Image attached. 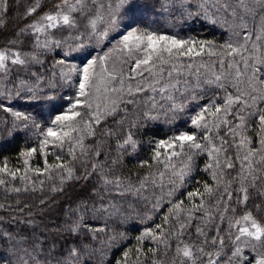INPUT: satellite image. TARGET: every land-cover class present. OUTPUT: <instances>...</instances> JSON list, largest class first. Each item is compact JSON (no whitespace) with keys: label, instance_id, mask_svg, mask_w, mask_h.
Masks as SVG:
<instances>
[{"label":"snow or ice","instance_id":"6c2138e0","mask_svg":"<svg viewBox=\"0 0 264 264\" xmlns=\"http://www.w3.org/2000/svg\"><path fill=\"white\" fill-rule=\"evenodd\" d=\"M158 3V9L153 5V9L158 14L170 16L175 13L185 21L191 18H202L213 24L218 23L209 15L206 0L195 4L197 11L191 10L193 4L189 0H158ZM239 4L245 13L252 15L254 19L257 15L264 13V0H257L258 8L256 9L249 8L245 0H239ZM7 5L8 0H0V8L5 12L8 10ZM222 6L225 9L230 7L227 3ZM137 10L136 0H111L107 7L102 2L98 4L97 0H32L25 11V16L32 18V22L20 28L13 39L0 47V79L6 81L3 90H0V111L12 117L10 125L7 121L3 122L8 127L7 139L11 140L17 135L31 131L34 133L32 138L36 141V145L19 153L23 168H10L7 158L4 159L3 166H0V186L9 182L5 177L11 180L19 179L26 184H34L33 177L38 179L40 176H46L48 179H54L58 176L63 183L65 179L87 180L96 174L101 176L105 189L111 186L117 190L116 195L120 197L126 198L132 195L139 198L140 193L149 183L153 187L162 189L164 177L169 175L168 184L171 190L167 195L170 206L168 215L163 217L164 223L156 224L154 228H145L135 238L139 246L128 248L122 253L120 259L115 261V264H144L147 253H151L153 257L149 264H164V261L157 256L159 245H164L166 256L172 247L169 241L174 237L177 240L175 255L179 258V264H264V252H258V249L264 248V199L249 207V187L244 185L243 180L236 190L234 201L242 206V214L237 216V208L229 207L228 202L233 201V192L225 187L220 197L224 201V207L222 210L218 209V219L221 223L227 222V229L213 225L215 234L209 238L204 228L197 227V236L204 238L199 244L185 243L179 238L190 226L194 214L205 210V197L213 196L218 189L204 183L203 192L199 189L188 192L189 201L200 198V202L191 203L190 208L184 207L183 200L172 202L170 199L180 187L184 186L186 178L191 177L195 171L197 156L207 154L210 162L205 165V171H210L212 179L219 184L224 182V170H230L236 166L233 163V157L227 155L229 147L234 146L237 149L234 159L240 161L238 176L245 172V168L248 169V175H252L251 158L264 152V135H262L264 134V108L257 107L258 101L264 102V87L252 88L253 92L259 94L251 95L238 85H232L235 89L233 94L227 90L228 85L225 83L226 75L232 74L231 70H235V79L239 82L240 77L244 75L241 65L245 69L250 66L249 60L252 57L245 56L244 53L249 51L246 45L253 36L255 41L252 44V50L254 53L260 51L259 42L264 40V15H259L260 24L256 26L258 28L256 32H248L247 24L243 23L244 18L240 17L241 27L245 30L244 43L234 46L231 42H226L225 45L220 46L224 51L216 52L213 51L216 45L210 41L181 39L167 32L140 27L136 24ZM232 15H236L235 9ZM125 18L128 19V23L123 25L124 30L121 31V24ZM134 24H136L135 27ZM61 31L69 32V36L55 39L56 34ZM113 32L119 36L117 44L103 56L93 55L92 51L88 50L93 43L100 44L105 41L111 43L112 39H116V36L110 38V33ZM26 43H30L29 51L24 50L23 46ZM92 50L94 51V48ZM52 52L56 55L49 66L45 58ZM113 52H120L125 61L130 63L127 75L122 70L117 73L114 68L110 71L107 67ZM203 55L227 56L230 59L227 62L223 58L219 59L217 62L219 68L224 71L219 74L213 71L210 78L205 77L201 81L200 69L206 68L207 65L196 66L193 62L184 64L183 58L194 61L196 57ZM236 57L239 59L237 60ZM77 59H80V63L71 62ZM255 63L264 65V54L257 55ZM213 67H216V63ZM33 68L36 70L33 71ZM193 69H195L194 72ZM14 70L17 71L18 83L11 78ZM20 71L29 74L31 83L20 77ZM258 71V68L254 69L253 77L249 80V87L252 86ZM145 73H148V76H145ZM185 75L196 76V82L192 84L188 79L181 81L180 77ZM137 77H139L138 81ZM131 81H137L135 86ZM101 83L104 85L105 95L102 102L104 106L102 108L100 104H96L94 108L93 89L100 92ZM7 84H11L12 88H8ZM114 84H118L119 87L111 86ZM260 84L264 85V80H260ZM205 86H215L224 90L225 95L219 98L222 103H218L216 98H210L201 105L199 100L203 97ZM62 87L74 89L75 95L66 97L68 103L64 110L45 122L38 121L31 112L17 110L11 104L4 103L5 100L21 99L29 103L48 104L54 109L59 89ZM112 93L117 94L115 99L110 98ZM141 93H152L146 102L150 107L148 111L142 113V120L134 123L132 128L139 129L142 123L160 121L161 117L164 118L165 123L172 125L181 114L186 112L189 104L193 103L199 111L189 117L190 123L193 128L201 131H182L165 139L150 140L148 143L152 145L151 161L158 170L155 174L150 173L149 176L140 180L139 186H134L128 178L116 176L109 179L108 176L111 173L104 175L97 172V169L102 168L103 165L96 163L91 165L92 171H86L83 177H74L75 161L80 158L76 154V149H80V156L88 154L84 145V135L81 133L86 131L87 135H95L94 125H100L108 115H115L122 103L134 102L133 100L125 101L124 94L135 96ZM156 95H160L161 100L166 104L158 103ZM250 109L255 110L250 111ZM251 116L257 117L258 120L260 128L258 135H261L260 148L252 147L251 138L238 131V129L250 127L247 120ZM118 123L122 124L123 121ZM222 128L227 129L226 135H231L233 145H229L224 137L219 136ZM128 147L133 150L138 147L131 129L118 144V149L121 150L126 151ZM241 150H246L243 156L240 155ZM37 155L42 158L43 167L32 166V161ZM65 155L71 159L65 160ZM102 155L103 153L99 151L95 152L96 157ZM49 156L54 158V162H49ZM260 159L264 162V156ZM140 166L151 168L152 163L144 160L141 161ZM243 179L246 180L247 176ZM258 179L260 177L252 176V187H255ZM177 181L180 183L177 184ZM40 183L43 185L44 181L41 180ZM228 183L230 184L231 181ZM11 190L21 191L20 188ZM52 190L61 189L53 187ZM93 191L95 195H99V191L96 189ZM258 195L264 197V192H258ZM225 196L227 200H224ZM144 199L147 200V197ZM163 199L164 197L155 199L150 211H159V205ZM3 207L4 205H0V208ZM79 208L83 209V214H78L79 209L72 210V215L76 216V219L66 229L75 237V240L62 253L63 259L55 258V264H93L94 260H98L99 264H105L106 253L113 250L117 244L123 246L122 242L127 237L124 233L109 228L107 223L95 225L93 221L99 220L100 215H105L107 219L119 215L123 216V221L126 222L130 215L120 213L115 205L105 204L102 199L99 207L93 206L90 209L84 202ZM89 212L94 214L89 216ZM228 212L233 213L232 217L225 215ZM181 214L185 215L189 224L180 222ZM146 218L152 219L151 216ZM205 219L213 220V214L205 211ZM170 221L175 223L171 228L165 229V225H168ZM112 222L116 223L117 227L120 226L116 220ZM24 223L33 224L32 221ZM173 228L176 230L173 231ZM101 233L105 234L104 237H101ZM145 240L154 241L157 247H149L145 250L143 247ZM45 243L46 241L36 238V243L31 244L30 247H24L29 244V236L0 231V250L7 245L8 255L15 256L18 264H51L52 258L48 260L40 258ZM241 245L249 247L252 252H258V254L254 259L249 260L242 255ZM54 247L53 245L52 248ZM229 252L231 255H228ZM0 264H11V261L8 256L0 255ZM107 264H112V261H107ZM172 264H177V261L174 259Z\"/></svg>","mask_w":264,"mask_h":264},{"label":"trees","instance_id":"16d2710c","mask_svg":"<svg viewBox=\"0 0 264 264\" xmlns=\"http://www.w3.org/2000/svg\"><path fill=\"white\" fill-rule=\"evenodd\" d=\"M103 3L105 7L111 2V0H97V3ZM193 4L192 11H197L195 4L202 2V0H189ZM32 0H8L7 11L5 12L0 8V47L7 44L10 39L14 38V34L18 32L20 28L32 22V18L25 16L26 9L30 6ZM138 10L136 13V24L140 27H149L152 30H159L161 32H167L171 35H177L181 39H194L202 41L213 42L216 47L213 51L223 52L224 50L220 46L225 45L226 42H231L234 46L244 43V29L241 27V19L243 17V23L247 24L248 32L258 31L257 25L260 24L259 15L254 19L252 15L245 13L244 9L240 6L239 0H206V7L209 15L212 19L218 21L213 24L210 21L204 19L191 18L184 20L178 14L172 15H161L153 9V5L156 9L159 8L158 0H136ZM227 3L230 7L225 9L222 5ZM245 3L249 8H258L257 0H245ZM235 9L236 15H232V11ZM128 23V19L125 18L121 24V31H123V25ZM136 24L133 26L135 27ZM54 31V30H53ZM83 31V28H81ZM69 36V32L61 31L56 34L55 39H63ZM116 36V39H112L111 43L107 41L95 44L88 49L92 51L93 55L103 56L110 48L117 44L119 36L113 32L110 33V38ZM255 41L253 36L252 40L247 43L248 52H245V56H251L249 60V67L247 69L241 65V70L244 75L240 77V81L237 82L235 79V70H231V75H226L225 83L228 85V91L235 94V89L232 85H238L242 90L249 92L251 95H258V92H253L252 88H262L264 85L260 84V80H264V65L256 64L255 57L257 55L264 54V40L260 41L261 49L259 52L254 53L252 50V44ZM20 47V45H17ZM25 51L30 50V43H26L24 46ZM94 48V51L92 50ZM67 50V49H65ZM56 53L52 52L45 58L48 65L52 63V58L55 57ZM225 59L227 62L230 58L227 56H212L203 55L196 57L194 61H189L187 58H183V63L187 64L190 62L195 63L196 66L201 64L207 65L206 68L200 69L201 75L199 79L202 81L205 77L210 78L213 71L219 74L224 71L219 68V59ZM82 59V57L80 58ZM80 59L73 60V63H80ZM238 60L239 57H236ZM216 63V67L213 64ZM130 63L125 61L123 54L120 52H113L110 59L107 62V67L111 71L113 68L117 73L121 70L128 74ZM15 68V66H10ZM258 68L256 72L255 80L251 87H249V80L253 77V71ZM36 69L33 68V71ZM47 71V69H43ZM193 72L195 69L192 70ZM21 78L29 80V74L23 71L19 72ZM17 71L14 70L12 73V79L15 83ZM148 76V73H145ZM175 76V74H174ZM183 79H188L190 83L196 82V76H183ZM139 77H137V81ZM137 81H131L135 86ZM6 85V81L0 79V90H3ZM111 86L119 87L118 84ZM8 88H12L11 84H7ZM75 95V90L67 87L59 89L58 99L55 108H51L48 104H35L29 103L26 100L15 99L12 101L5 100V104H11L15 109L21 111L31 112L37 117L38 121L45 122L48 119L54 117L55 114L63 111L66 107L68 100L66 97H72ZM152 93H141L135 96L123 95V99L133 100L131 104L122 103L120 110L115 115H108L101 121L100 125H94L95 135H87L86 131L81 134L84 135V145L87 149V156H80V149H76V154L80 158L75 161L74 165V177H83L86 171H92L91 165L93 163L103 165L102 168H98L97 172L104 175L111 173L108 176L109 179L119 176L121 178H128L134 186H139L140 180L144 177L149 176L150 173L155 174L157 172V166L151 161L152 145L148 142L150 140L165 139L169 136L178 134L182 131H201L191 126L190 116H194L199 108L195 104L190 103L186 112L172 124L169 125L164 122V118L161 117L160 121L144 122L140 125L139 129L132 128L131 126L138 120H142V113L149 110V105L146 104L148 96ZM225 95L224 90L218 89L215 86H205L202 99L199 103L202 105L207 102L210 98H216L218 103H222L220 97ZM117 96V94H116ZM158 103H165L161 100L160 95H156ZM249 102L251 103L250 97ZM96 104L93 103L95 108ZM257 107L264 108V102H257ZM255 109H250L254 111ZM87 119V116H85ZM232 119V117H229ZM7 121L11 124L12 117L8 113L0 111V166H3L4 159L7 158L8 165L10 168L15 169L16 167L23 168L22 159L19 157L21 151L27 150L30 146H35L36 141L32 138L34 133L28 131L26 134L17 135L15 138L7 139L8 127L3 122ZM123 121L122 124L118 123ZM235 123V121H233ZM247 124L250 127L246 129H238L243 135L251 138L252 147L260 148L259 143L261 135H258L260 128L257 117L251 116L247 120ZM47 126V124H45ZM131 129L134 133V138L138 142V147L133 150L128 147L127 150L118 149V144L122 142V139L126 132ZM111 132L112 135L106 133ZM227 129L222 128L219 132L220 137H224L229 145H233L231 135H226ZM264 135V134H262ZM238 139V138H237ZM67 149L65 150V152ZM99 151L103 153L101 157H96L95 152ZM246 150H241L240 155L243 156ZM237 149L234 146L229 147L227 155L233 157V163L236 165L233 169H225L223 176L224 182L217 183L212 179L210 171H205V165L210 162V158L207 154H201L195 158V171L191 174V177L186 178L184 186L180 187L179 190L170 197L172 202L177 200L184 201V207L190 208L191 203H199L200 198H194V201L187 199V193L190 191H196L199 189L203 192V184L207 183L213 188H217L218 191L211 197H205V210L196 212L193 219L190 222V226L185 229L183 235L179 238L185 243H197L199 244L204 238L198 237L196 234V228L202 227L210 238L215 234V228L213 225H219L220 227L227 229V222L221 223L218 219V209L222 210L224 207V201L220 199L224 193L225 187L233 192V201L228 202L229 207L237 208L236 215L242 214V206L237 205L235 201L236 190L240 186L241 180L244 185L249 187V207L254 204L261 202L264 197L258 195V192H264V162H261V156H264V152L258 153L253 156V172L252 175H248V169L245 168V172L238 176L240 173V161L234 159ZM59 154V153H58ZM49 162H54L52 156L48 157ZM65 160L71 159V157L65 155ZM148 160L152 163V167H141V161ZM115 161V163H113ZM33 167H43L42 158L37 155L32 161ZM162 170V169H161ZM31 175V174H30ZM247 176L244 180L243 177ZM252 176L260 177L256 181L255 187H252ZM9 182L3 186H0V205H4L0 208V231H8L13 234L27 235L29 236V244L24 247H30L31 244L36 243V238L39 240L46 241L43 245V253L40 255L41 260H48L52 258L51 264H55V258L63 259L62 253L67 249V246L71 245L75 237L70 235L66 229L71 225L72 221L76 219V216L72 215V210L79 209L78 214H83V209L79 206L86 202L88 207L91 209L93 206L99 207L101 199L105 204L111 203L115 205L120 213L124 215H130V218L125 222L123 216H113L112 219H107L105 215H100L99 220L93 221L95 225L108 224L109 228L115 229L118 232L125 234L127 239L122 243L123 246L117 244L113 250L108 251L105 257V264L107 261H112L115 264L116 260H119L122 253L128 248H135L137 244L136 237H138L145 228H154L156 224H163V217L168 215V203L169 197L167 193L171 190V186L168 184L170 179L169 175L164 177V187L162 189L153 187L150 183L146 186L145 190L140 193L139 198L136 196L128 195L126 198L116 195V189L105 186L101 182V176L93 174L89 179H65L61 183L59 177L54 179H48L46 176H40L38 179L33 177L34 184H26L24 181L19 179L11 180L5 177ZM151 179V177H150ZM44 181L41 185L40 181ZM231 181L229 184L228 182ZM159 184V181H157ZM180 182L177 181V184ZM53 187L61 189L59 191H53ZM12 188H20V192H14ZM94 189L99 191V195L94 194ZM105 189V190H101ZM147 197V200L144 198ZM164 197L159 205V211L152 212V208L155 199ZM224 200H227L225 196ZM219 202V204H218ZM134 209V211H132ZM205 211H210L213 214L214 219L207 221L205 219ZM94 213L89 212L88 215L92 216ZM227 217H232L233 213L228 212L225 214ZM151 216L152 219L146 217ZM116 220L120 223L117 227L116 223L112 221ZM25 221H32V225L24 223ZM180 222L189 224L184 214L180 216ZM175 221H170L168 225H165V229L171 228ZM207 225V226H205ZM178 227V224L176 225ZM173 231L176 229L173 228ZM223 234V233H221ZM104 237V233L100 234ZM169 243L172 245L171 249L168 250L167 255H164V245H159L157 256L164 261V264H172L173 260L179 264V258L175 255V248L177 240L176 238L170 239ZM55 246L52 248V246ZM143 247L147 250L149 247H157L156 243L151 240H145ZM243 247L242 255L247 257L249 260L254 259L258 252H264V248L258 249V252H252L249 247ZM51 250V251H50ZM211 250V249H207ZM227 251V249H226ZM36 255L37 253H33ZM0 255L8 256L11 264H18L15 256H9L7 251V245L3 250H0ZM228 255H231L229 252ZM135 259V256H133ZM144 259V258H142ZM153 259L151 253H147V258L144 259V264H149ZM93 264H99L98 260H94Z\"/></svg>","mask_w":264,"mask_h":264},{"label":"rangeland","instance_id":"374dc122","mask_svg":"<svg viewBox=\"0 0 264 264\" xmlns=\"http://www.w3.org/2000/svg\"><path fill=\"white\" fill-rule=\"evenodd\" d=\"M103 87H104V85L101 83L100 84V88H101L100 92H96L95 89H93V97H92L93 103L100 104L102 108L104 106L102 102L104 100V95H105L103 92ZM110 98L115 99L116 94L115 93L110 94Z\"/></svg>","mask_w":264,"mask_h":264}]
</instances>
